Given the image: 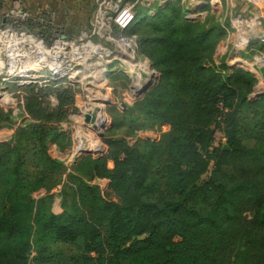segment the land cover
<instances>
[{
	"label": "trees",
	"instance_id": "trees-1",
	"mask_svg": "<svg viewBox=\"0 0 264 264\" xmlns=\"http://www.w3.org/2000/svg\"><path fill=\"white\" fill-rule=\"evenodd\" d=\"M187 1L159 6L127 30L162 75L139 112L149 120L167 111L173 131L145 146L105 139L104 156L86 158L70 176L61 214L53 211L61 185L53 172L38 179L45 196L14 202L21 151L32 146L47 157L59 136L50 128L66 115L63 95L51 110L28 96L34 122L0 142V264H264V94L250 97L253 73L216 64L225 26L214 16L189 18ZM217 131L224 147L215 145ZM96 178L110 181L107 192L87 181Z\"/></svg>",
	"mask_w": 264,
	"mask_h": 264
},
{
	"label": "rangeland",
	"instance_id": "rangeland-1",
	"mask_svg": "<svg viewBox=\"0 0 264 264\" xmlns=\"http://www.w3.org/2000/svg\"><path fill=\"white\" fill-rule=\"evenodd\" d=\"M106 1L93 5L90 0L91 4L86 7L74 5V1H59L54 7H41L37 12L19 5L0 7V116L12 118L10 122L0 120V142L17 140L19 129L34 122L27 100L33 92L41 99L39 106L46 109L60 105V94L67 101L62 109L66 114L64 120L55 122L50 128L56 136L59 135L57 141L49 142L47 150V157L61 162L63 167L48 162L40 153L36 154L32 146L27 148L28 151L22 150L21 170L24 174L17 182L19 196H15L14 202L28 194L35 200L45 196L46 190L37 189L38 179L44 173L53 172L54 178L61 182L55 191L53 211L61 214L63 191H69L73 186L70 176L79 174L78 167L80 170L84 167L79 165H84L86 158L97 160L104 156L105 139H122L130 145L145 146L173 131L171 123L166 120L167 111L149 120L145 119L147 113L139 112L140 103L158 88L162 75L142 50L139 36L131 30L119 32L111 20L115 11L123 10L124 4L117 7ZM171 1L144 0L141 7L145 5L150 9L136 7L137 22L157 14L159 6ZM243 4L242 0L186 2L191 12L189 18L205 22L214 16L217 24L225 26L226 35L216 48L217 65L226 63L230 67L234 57L238 56L244 63L253 62L259 48L264 47L259 34L247 27ZM16 8L30 12L31 19L38 20L36 26L31 28L26 24L28 20L8 17L14 9L18 13ZM151 65L160 77H154L149 68ZM243 66L233 65V69L247 71V66ZM143 69H149V74H144ZM151 80L153 86L139 95L140 88ZM258 85L259 80L251 98L264 94V88L258 93ZM93 108L97 110L95 118L89 115ZM84 136L97 143L92 144ZM100 143L102 149L98 151ZM226 143L224 133L217 131L215 145L224 147ZM78 149L95 152L88 155L78 153ZM107 166L113 170L115 162L109 160ZM87 181L99 186L103 193L110 185L107 179Z\"/></svg>",
	"mask_w": 264,
	"mask_h": 264
},
{
	"label": "crops",
	"instance_id": "crops-1",
	"mask_svg": "<svg viewBox=\"0 0 264 264\" xmlns=\"http://www.w3.org/2000/svg\"><path fill=\"white\" fill-rule=\"evenodd\" d=\"M59 1L64 3L74 1V5L80 7H86L91 4L90 0H0V4L3 5V7H10L17 4L21 7L29 9L30 11L32 9L34 12H37V10L41 7H54V5L58 4ZM91 1L93 2V5H97L99 1L101 2L106 0ZM242 2L244 3L243 5H245V10L243 13L245 14V18L248 19V21H246L247 27L249 26L248 28L251 31L258 33V37L264 40V0H242ZM148 3L149 2H147V5ZM258 53V56L254 57L253 62L247 61L244 63V60L237 55L238 57H234V60L230 64H232V67L233 65L237 66L240 64H243L245 67L247 66V71L253 73L259 80V85L257 87L259 93L264 88V74L262 73L264 70L263 46L259 48Z\"/></svg>",
	"mask_w": 264,
	"mask_h": 264
},
{
	"label": "built area",
	"instance_id": "built-area-1",
	"mask_svg": "<svg viewBox=\"0 0 264 264\" xmlns=\"http://www.w3.org/2000/svg\"><path fill=\"white\" fill-rule=\"evenodd\" d=\"M108 1V0H107ZM106 1V3H107ZM108 5H116L117 7H122L124 4L123 10L115 11V15L112 21L117 25V27L121 31L128 30L136 21H137V11L136 7L138 5H143V0H109ZM18 6L17 4H15ZM18 13H15V9L11 11V14L8 15V17H16L17 19H21V21H27L31 19V14L25 9L22 8H16ZM14 19V18H13ZM223 108V106H220Z\"/></svg>",
	"mask_w": 264,
	"mask_h": 264
},
{
	"label": "water",
	"instance_id": "water-1",
	"mask_svg": "<svg viewBox=\"0 0 264 264\" xmlns=\"http://www.w3.org/2000/svg\"><path fill=\"white\" fill-rule=\"evenodd\" d=\"M149 68L151 70H153L154 77H158V76L160 77V74H158L157 72L154 71L153 65H151ZM153 84H154V81H152V80L150 82H148L147 84H144L138 94L140 95V94L146 93L148 91V89L153 86ZM102 128H103V126H102ZM100 135H101V137H103V134H100ZM82 152L90 155V154H93L95 151L94 150H82L81 149V150H79L78 153H82Z\"/></svg>",
	"mask_w": 264,
	"mask_h": 264
},
{
	"label": "bare ground",
	"instance_id": "bare-ground-1",
	"mask_svg": "<svg viewBox=\"0 0 264 264\" xmlns=\"http://www.w3.org/2000/svg\"><path fill=\"white\" fill-rule=\"evenodd\" d=\"M144 67L147 68L146 66H144ZM143 70H144V69H143ZM147 70H149V69H145V70H144V74H145V73H146V74H149V73L147 72ZM72 76H73V75H72ZM147 76H148V75H147ZM141 88H142V87H141ZM141 88H140V89H141ZM96 111H97V110L94 109V108L91 109V111L89 112L90 117L95 118L96 115H97V114L95 113ZM93 118H92V120H93ZM92 120H91V123L93 124V121H92ZM84 137H85L87 140H89V141L92 142V139H90L89 137H86V136H84ZM96 143H97V142H96ZM96 143H95V144H96ZM92 144H94V141L92 142ZM95 144H94V145H95ZM79 150H80V149H78L77 151H79Z\"/></svg>",
	"mask_w": 264,
	"mask_h": 264
}]
</instances>
